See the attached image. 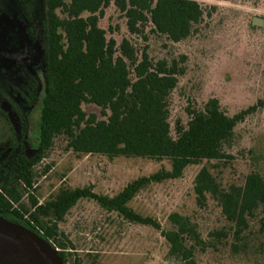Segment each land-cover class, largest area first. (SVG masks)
Masks as SVG:
<instances>
[{
  "label": "trees",
  "instance_id": "16d2710c",
  "mask_svg": "<svg viewBox=\"0 0 264 264\" xmlns=\"http://www.w3.org/2000/svg\"><path fill=\"white\" fill-rule=\"evenodd\" d=\"M112 6L126 20L131 36H143L151 26L152 33L174 44L190 39L205 19L202 6L193 0H0V28L19 24L15 41L22 51L42 56L39 79L23 66L21 74L11 72L9 78L3 70L0 107L3 102L19 107L21 100L26 116L41 112L38 163L61 139L66 151L78 158L168 161L171 171L134 181L115 198L97 195L91 187L60 190L41 207L31 197L30 206L21 207L22 221L30 220L22 227L50 243L65 264H81L78 260L71 263L69 251L74 246L59 226L78 203L92 201L130 224L160 232L169 247L167 259L174 264H196L197 252L225 244L234 258L260 263L264 258V175L254 172L241 184L228 187L216 175L221 165L232 160L227 150L237 127L255 115L258 107L229 117L220 102L212 99L199 110L189 109L188 124L178 122L173 137L170 99L185 76L186 59L155 63L147 48L139 56L129 40L120 46L108 40L100 22ZM32 44L38 52L31 51ZM86 106L97 108L100 116L88 115ZM202 165L194 182L197 206L204 209L209 200L215 202L227 229L214 231L204 240L188 216L172 214L164 231L156 220L130 209L149 187L179 181L190 167ZM35 178L31 168H26L22 196L12 188L0 206L11 210L12 203L18 204L34 189Z\"/></svg>",
  "mask_w": 264,
  "mask_h": 264
},
{
  "label": "rangeland",
  "instance_id": "374dc122",
  "mask_svg": "<svg viewBox=\"0 0 264 264\" xmlns=\"http://www.w3.org/2000/svg\"><path fill=\"white\" fill-rule=\"evenodd\" d=\"M193 1L202 6L205 19L198 31L180 44L155 35L151 26L145 29L143 36H131L126 20L114 6L106 11L100 28L107 33V39L115 40L118 46L123 40H129L139 56L147 48L155 63L162 60L181 63L182 58L186 59L183 65L185 76L180 79L170 99L173 137L178 122L184 126L188 124L189 109L199 110L212 99L220 102L229 117L258 107L256 114L236 129L234 143L227 150L232 160L216 171L219 181L228 187L241 184L251 173L264 175V24L260 28L253 26L255 18L264 22V0ZM9 25L0 28V78L3 70L6 72L15 66L28 53L23 54L22 45L15 41L20 25ZM30 48L34 53L39 50L36 44ZM31 57L30 54L26 59ZM36 57L42 58L40 54ZM10 108L8 102H3L0 122L8 116ZM84 110L88 115L100 116L95 107L86 106ZM7 129L2 127L4 132ZM32 138L29 136V141L37 140L34 146L39 145V137ZM66 147L64 140L56 141L54 149L35 167V189L25 194L23 205L30 206L27 194L31 192L39 204H45L60 190L90 187L97 195L115 198L134 181L149 178L163 170L171 171L168 161L109 159L97 155L78 158L67 152ZM204 166L190 167L179 181L149 187L129 205L130 209L156 220L164 231L168 230V218L172 214L188 216L198 225L204 240H208L214 231L227 229L215 202L209 200L204 209L197 206L194 182ZM256 227L259 230V226ZM59 228L74 246L69 251L73 256L71 263L78 260L81 264H174L167 259L169 247L160 232L130 224L117 214L103 211L92 201L78 203ZM195 262L264 264V258L260 263L234 258L225 244L217 250L197 252Z\"/></svg>",
  "mask_w": 264,
  "mask_h": 264
},
{
  "label": "flooded vegetation",
  "instance_id": "af4514ba",
  "mask_svg": "<svg viewBox=\"0 0 264 264\" xmlns=\"http://www.w3.org/2000/svg\"><path fill=\"white\" fill-rule=\"evenodd\" d=\"M22 53H27L23 52ZM28 55L21 58L15 66L11 67L5 72V77L9 78L11 72L15 75H19L22 72V66L29 70L34 76H39L42 70V58H37L39 54H31V59ZM32 60V63L30 62ZM19 107H11L8 116L0 122V202L2 198L8 199L6 193L7 191L15 188L21 193L22 196V177L24 170L26 168H31L33 174H35V167L40 163L37 162V158L40 154V146H34L35 141H29V119L33 117L35 113L31 112V115L26 116V109L22 111V101L19 100ZM33 108L27 111H32ZM30 117V118H29ZM29 118V119H28ZM6 122V123H4ZM8 127L7 131H2V127ZM39 142V139H38ZM35 189V188H34ZM33 189V190H34ZM32 191V190H31ZM29 201L31 197H36L34 194H27ZM24 200V198H23ZM22 198L18 204L12 203L13 208L8 210V206H0V217L6 219L7 221L13 223L18 222L16 225H27L29 217H25L22 221ZM37 200V199H36ZM47 203V202H46ZM44 204H39L38 207ZM38 230V229H37ZM41 235L43 232L39 231Z\"/></svg>",
  "mask_w": 264,
  "mask_h": 264
},
{
  "label": "water",
  "instance_id": "95a60500",
  "mask_svg": "<svg viewBox=\"0 0 264 264\" xmlns=\"http://www.w3.org/2000/svg\"><path fill=\"white\" fill-rule=\"evenodd\" d=\"M263 20L255 18L253 26L262 27ZM41 112L29 119V134L39 137ZM0 264H65L59 251L42 237L0 217Z\"/></svg>",
  "mask_w": 264,
  "mask_h": 264
}]
</instances>
